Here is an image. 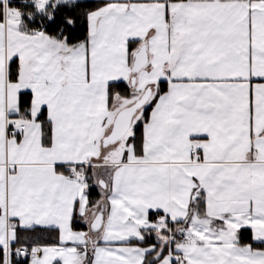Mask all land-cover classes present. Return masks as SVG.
<instances>
[{
  "label": "snow or ice",
  "instance_id": "1",
  "mask_svg": "<svg viewBox=\"0 0 264 264\" xmlns=\"http://www.w3.org/2000/svg\"><path fill=\"white\" fill-rule=\"evenodd\" d=\"M0 264H264V0H0Z\"/></svg>",
  "mask_w": 264,
  "mask_h": 264
}]
</instances>
